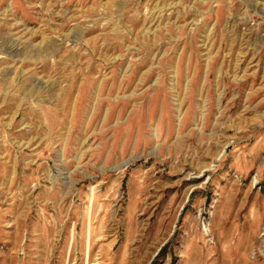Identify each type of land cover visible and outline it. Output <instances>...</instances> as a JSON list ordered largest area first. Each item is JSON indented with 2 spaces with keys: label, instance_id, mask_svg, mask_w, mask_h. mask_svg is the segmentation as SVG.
Instances as JSON below:
<instances>
[{
  "label": "rangeland",
  "instance_id": "374dc122",
  "mask_svg": "<svg viewBox=\"0 0 264 264\" xmlns=\"http://www.w3.org/2000/svg\"><path fill=\"white\" fill-rule=\"evenodd\" d=\"M0 264H264V0H0Z\"/></svg>",
  "mask_w": 264,
  "mask_h": 264
}]
</instances>
